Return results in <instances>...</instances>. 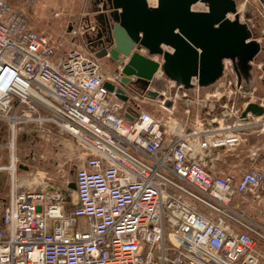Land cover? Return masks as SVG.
I'll return each instance as SVG.
<instances>
[{
    "label": "built area",
    "instance_id": "obj_1",
    "mask_svg": "<svg viewBox=\"0 0 264 264\" xmlns=\"http://www.w3.org/2000/svg\"><path fill=\"white\" fill-rule=\"evenodd\" d=\"M232 1L227 19L250 32L253 20L264 23V0ZM96 29L70 23L71 42H82L62 53L60 40L0 0V122L10 135L9 160L0 165L9 175L0 264H261L255 240L264 241V224L248 213L264 202V170L235 175L215 164L264 129V119L242 116L248 103L264 107L255 89L245 88L234 60L225 58L211 83L200 84L197 75L185 85L158 73L138 91L121 82L122 56L113 71L95 56L88 37ZM250 39L264 44V25ZM138 101L156 103L162 113ZM177 104L187 118L177 119ZM25 127L48 138L56 127L72 137L66 160L75 166V199L57 193L49 178L16 183L15 136Z\"/></svg>",
    "mask_w": 264,
    "mask_h": 264
},
{
    "label": "water",
    "instance_id": "obj_2",
    "mask_svg": "<svg viewBox=\"0 0 264 264\" xmlns=\"http://www.w3.org/2000/svg\"><path fill=\"white\" fill-rule=\"evenodd\" d=\"M195 0H158L157 6L148 8L146 0H106L102 2L94 19L96 33L88 37L90 48L98 58L109 57L118 61L120 55L126 58L122 68L121 82L124 85L139 84L147 88L156 70L161 67L168 76L188 84L192 76H199L205 85L218 78L221 71L220 58L241 54L237 47L227 49L238 35L240 23L224 19L228 12H234L232 0H205L210 3V12H193L190 4ZM218 24L217 27H214ZM242 40L247 37L242 34ZM141 45L151 53L160 54L163 63L143 55L134 47ZM162 46L171 51L163 49ZM255 45L249 52L253 54ZM165 61V62H164ZM246 60L243 62L245 63ZM133 77V80H131ZM108 90H114L105 82ZM117 96L127 101L121 87L115 89ZM155 97L156 92L148 91ZM262 115L264 107L248 103L242 112ZM129 120L132 116L125 114ZM21 169L26 166L19 165ZM75 189V183L68 184Z\"/></svg>",
    "mask_w": 264,
    "mask_h": 264
},
{
    "label": "crops",
    "instance_id": "obj_3",
    "mask_svg": "<svg viewBox=\"0 0 264 264\" xmlns=\"http://www.w3.org/2000/svg\"><path fill=\"white\" fill-rule=\"evenodd\" d=\"M8 3L15 9H20L25 15L33 20V28L47 33L50 37H57L62 43L61 51L66 53L74 45L75 42L81 45L82 40L77 39L71 42L68 36V29L70 23L82 24H97L94 17L98 12L101 0H7ZM59 13L54 16V13ZM101 63L104 58H99ZM238 68V69H237ZM236 68L237 74L243 82L245 88H254V95L263 103L264 106V72L262 78H259L256 65L240 63ZM146 110V109H145ZM257 120L264 119L262 115H256ZM66 151V150H65ZM251 151H256V155H251ZM62 156V149L59 150ZM57 152V153H59ZM235 160L238 164L234 166H223L219 169L225 171H232L237 175L240 169H254L260 168L264 170V129L258 132L245 135V139L235 151ZM26 178L20 180L18 172L16 173V183L21 186L30 177V171L22 169ZM4 171H0V183L4 180ZM255 210L248 213V216L258 222L264 224V202H255L253 204ZM262 212V213H260ZM255 249L262 255L260 263L264 264V241L255 240Z\"/></svg>",
    "mask_w": 264,
    "mask_h": 264
},
{
    "label": "rangeland",
    "instance_id": "obj_4",
    "mask_svg": "<svg viewBox=\"0 0 264 264\" xmlns=\"http://www.w3.org/2000/svg\"><path fill=\"white\" fill-rule=\"evenodd\" d=\"M201 6V4H198ZM31 24H33V20L29 17ZM255 29H253L254 35L259 36L260 30L262 25H264L263 21L258 17L257 19L253 20ZM45 33V32H44ZM48 33V32H47ZM45 33V34H47ZM54 40H57L52 37ZM165 48V46H163ZM162 48V51L163 49ZM136 51H140V53L148 56H161L158 53H151L147 49L137 46L135 47ZM167 50V49H165ZM61 54V53H60ZM124 59V58H123ZM165 62V61H164ZM242 63V62H240ZM237 61L236 68L240 64ZM102 65L109 71H113L117 64L104 59ZM238 69V68H237ZM164 70V69H163ZM238 71V70H237ZM168 74V72H167ZM133 88L138 89L140 91V85L134 84L132 85ZM142 109H146L152 114H160L161 109L156 103L146 102L143 103L138 101L137 103ZM175 116L177 119H185L187 115L183 111V107L180 104H177V108L174 111ZM193 113H190V119H192ZM52 134H49V138L47 134L42 131H38L36 128L25 127L21 128L17 131L15 136V153L18 160V165L21 164L22 166H28L30 171V176L35 178L37 181L42 179H51L53 182L59 180L60 175L66 179L73 178L72 173L75 172V167L73 162L67 161L66 158L68 157L67 152L65 150H69L72 147L71 139L72 137L66 133L59 134L57 133L56 127L50 128ZM9 129L5 123L0 122V165H4L8 163L9 160V149L7 147V143L9 141ZM63 155H60L59 150ZM59 152V153H57ZM221 153V152H220ZM235 153L233 152H226L221 154V160H215V164L218 168L223 166H233L234 164H238L237 160L234 157ZM71 154H69V157ZM66 161V162H65ZM57 163L60 166H57ZM20 168V167H19ZM18 168V176L20 180L22 178H26L27 174L20 168ZM4 180L0 183V202L5 201L8 195V186H9V175L5 171ZM28 178V177H27ZM70 199L75 198V190L69 191L68 194ZM264 221V216L262 217ZM82 220L79 219L78 225L82 226Z\"/></svg>",
    "mask_w": 264,
    "mask_h": 264
},
{
    "label": "flooded vegetation",
    "instance_id": "obj_5",
    "mask_svg": "<svg viewBox=\"0 0 264 264\" xmlns=\"http://www.w3.org/2000/svg\"><path fill=\"white\" fill-rule=\"evenodd\" d=\"M101 1L103 2L106 0H101ZM193 2H195L194 5L202 4V5H204V7H206V10H202V11L201 10L200 11L193 10V12H210V3L208 1H205V0H198L197 1V0H195ZM234 5H235V3H234ZM224 19H227L226 15L224 16ZM235 20H237V19H235ZM235 20H233V21H235ZM240 25H241V27H238V29H239L238 35H236V38L232 41V43L229 45V47L227 49L232 50L233 48L238 46V48L241 49V54L235 55L234 57L224 56V57L220 58V62H222L223 59H225V58H231L234 60L235 64H237V61L240 63V62H244L245 60L248 61V60H250V58H252V59H254L255 62L261 63V66L259 68H257V71H258L259 75L263 74L262 73V72H264V49L262 48L263 43L257 44L255 41L250 39L251 37L256 36V35H254L255 33L253 31L250 32L248 27L245 24L240 23ZM217 26H218V24L214 25V27H217ZM244 33L247 35V37L242 40V37H243L242 34H244ZM248 39H249V41H246ZM251 45H255L256 50L253 54L251 53V55H250L249 49H250ZM104 59L109 60V61L114 63V60H112L109 57L108 58L104 57ZM26 167H27V170H30L28 166H26ZM70 172H71V174H73V178L66 179L63 177V175L62 176L60 175L61 178H59V180H56V182H54L56 192L62 196H66L67 198H69V196H68L69 191H73L71 188H68V184L74 182V174H75V172L72 173V170Z\"/></svg>",
    "mask_w": 264,
    "mask_h": 264
},
{
    "label": "bare ground",
    "instance_id": "obj_6",
    "mask_svg": "<svg viewBox=\"0 0 264 264\" xmlns=\"http://www.w3.org/2000/svg\"><path fill=\"white\" fill-rule=\"evenodd\" d=\"M198 1V0H197ZM157 2H158V0H149V2H148V0H146V5H147V7L148 8H154V7H156L157 6ZM195 4V2H193V3H191L190 4V10H197V11H199V9H201L202 8V6H200V5H194ZM167 48V47H166ZM168 49V51H171L169 48H167ZM142 54V53H141ZM144 55V54H143ZM124 58V57H123ZM125 60H126V58H124ZM153 60H155V61H159V63L160 64H162L163 63V61H162V59H160V57L159 56H154L153 57ZM249 62H255L254 61V59H252V58H250V60H248V61H246L245 63L246 64H248ZM261 64V63H260ZM158 73H162V74H164V75H166V76H168L166 73H165V71L161 68V67H159L157 70H156V72L153 74V76H152V79L151 80H153L156 76H157V74ZM131 80H133L132 78H131ZM140 89L142 90L143 88H141L140 87ZM136 90H138V89H136ZM140 90V91H141ZM124 91V90H123ZM155 92V91H154ZM124 94L126 95V92L124 91ZM156 97V96H155ZM14 146V145H13ZM13 159H15V157H14V155H13ZM10 169H12V167L10 168ZM75 199V198H74Z\"/></svg>",
    "mask_w": 264,
    "mask_h": 264
}]
</instances>
